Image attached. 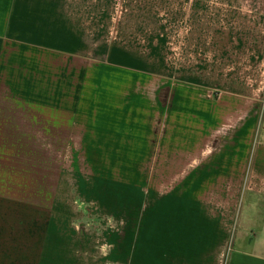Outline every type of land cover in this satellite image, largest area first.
<instances>
[{
    "label": "crops",
    "instance_id": "obj_1",
    "mask_svg": "<svg viewBox=\"0 0 264 264\" xmlns=\"http://www.w3.org/2000/svg\"><path fill=\"white\" fill-rule=\"evenodd\" d=\"M72 2L0 0V264L89 258L75 158L109 161L114 178L129 158L145 213L113 227L131 264H264V14L233 11L209 66L170 74L91 57Z\"/></svg>",
    "mask_w": 264,
    "mask_h": 264
},
{
    "label": "rangeland",
    "instance_id": "obj_2",
    "mask_svg": "<svg viewBox=\"0 0 264 264\" xmlns=\"http://www.w3.org/2000/svg\"><path fill=\"white\" fill-rule=\"evenodd\" d=\"M73 1L75 10L83 14L84 25L89 23L91 57L113 58L116 53L138 60L158 73L170 74L197 60L208 67L215 35L226 44L227 32L239 27L240 18H235L234 23L231 18L233 11L245 12L238 14L244 17L245 25L249 24V15L253 19L249 9L256 7L255 14H264V0ZM257 17L256 14L254 18ZM117 160L115 169L121 178H114L109 161L102 164L97 158L74 160V176L68 175L67 180L73 194L68 199L73 203L74 228L89 235L81 245L89 258L75 260V264H131L130 259H125L129 247H115L117 227L113 226L123 219L144 217L146 196L144 189L128 186L129 158ZM99 172L108 178H93ZM82 173L89 178H82ZM102 242H106V250Z\"/></svg>",
    "mask_w": 264,
    "mask_h": 264
}]
</instances>
